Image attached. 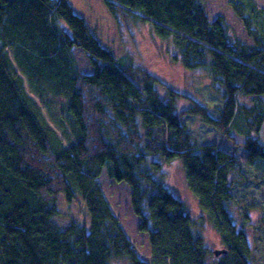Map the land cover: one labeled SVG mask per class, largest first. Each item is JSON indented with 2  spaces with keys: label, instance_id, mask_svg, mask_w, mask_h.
<instances>
[{
  "label": "trees",
  "instance_id": "16d2710c",
  "mask_svg": "<svg viewBox=\"0 0 264 264\" xmlns=\"http://www.w3.org/2000/svg\"><path fill=\"white\" fill-rule=\"evenodd\" d=\"M104 2L118 23L149 24L177 64L207 71L221 98L218 117L170 88L164 99L160 81L103 46L69 0H0V264H210L197 230L205 219L192 217L163 181L164 165L177 160L228 251L219 264H253L231 207L242 174L233 131L244 136L248 162L264 161V8L230 0L248 44L222 17L210 20L200 0ZM74 48L92 73L79 71ZM182 99L189 106L179 113ZM185 117L234 140L233 152L199 145ZM104 169L131 188L150 262L98 182ZM61 195L68 208L82 200L88 224L62 215Z\"/></svg>",
  "mask_w": 264,
  "mask_h": 264
},
{
  "label": "rangeland",
  "instance_id": "374dc122",
  "mask_svg": "<svg viewBox=\"0 0 264 264\" xmlns=\"http://www.w3.org/2000/svg\"><path fill=\"white\" fill-rule=\"evenodd\" d=\"M69 1L75 13L87 20L103 46L109 48L119 59H128L127 62L147 70L160 81L161 85H158V90L164 99H167V89L170 88L206 105L210 114L215 118L218 117L214 107L221 104V98L212 87L207 71H189L177 64L173 60L176 52L171 44L158 39L149 24H140L135 21H131L132 23L128 25L118 23L108 11L104 0ZM200 1L210 20L222 17L234 37L244 43L251 44L244 24L231 7L230 0ZM254 1L264 8V0ZM73 54L79 71L82 74L92 73L90 62L85 53L74 48ZM188 106V101L180 100L178 112H183ZM185 118L189 131L199 145L216 143L224 152H233L235 142L224 136L223 132L205 125L199 117ZM233 136L238 144L237 153L242 174L233 184L232 193L235 200L231 207L239 228L247 232L250 246L253 249L252 263L264 264V161L257 160L255 164L248 162L249 153L244 148V136L240 135L237 130L233 131ZM162 177L170 191L186 204L187 211L192 217L197 220L205 219L203 224L201 223L202 225L197 227V230L206 239L207 246L213 252L210 256V264H219L223 255L216 257L214 251L223 248L220 235L204 215L197 197L189 190L182 162L177 160L164 165ZM98 182L115 216L131 239L138 256L142 260L150 262L152 255L149 237L138 230L140 220L132 210L131 188L125 183H118L110 178L106 169L103 170ZM65 204H67L66 197L61 195L59 207L63 216L73 217L81 224L84 222L88 224L89 217L79 197L69 208ZM62 220L65 224L69 221L63 217ZM242 220H244V225Z\"/></svg>",
  "mask_w": 264,
  "mask_h": 264
},
{
  "label": "water",
  "instance_id": "95a60500",
  "mask_svg": "<svg viewBox=\"0 0 264 264\" xmlns=\"http://www.w3.org/2000/svg\"><path fill=\"white\" fill-rule=\"evenodd\" d=\"M227 249H221V250H215L214 251V255L216 256V257H219V256H221V255H225V254H227Z\"/></svg>",
  "mask_w": 264,
  "mask_h": 264
},
{
  "label": "bare ground",
  "instance_id": "6f19581e",
  "mask_svg": "<svg viewBox=\"0 0 264 264\" xmlns=\"http://www.w3.org/2000/svg\"><path fill=\"white\" fill-rule=\"evenodd\" d=\"M208 111H209V109H208Z\"/></svg>",
  "mask_w": 264,
  "mask_h": 264
}]
</instances>
